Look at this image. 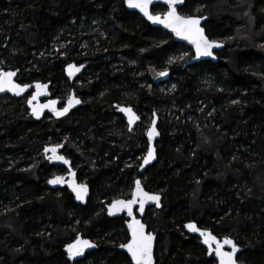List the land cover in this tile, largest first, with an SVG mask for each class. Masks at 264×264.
Returning <instances> with one entry per match:
<instances>
[{"label": "trees", "instance_id": "1", "mask_svg": "<svg viewBox=\"0 0 264 264\" xmlns=\"http://www.w3.org/2000/svg\"><path fill=\"white\" fill-rule=\"evenodd\" d=\"M178 12L207 16L206 36L224 43L216 63L171 62L180 53L191 57V50L120 0H0V70H19L22 84L49 82L51 97L63 101L60 87L72 86L64 66L86 64L77 79L83 106L59 120L34 121L24 98H0V264H70L62 247L78 233L97 248L73 264H130L117 249L128 239L124 220L103 210L128 198L132 173L138 177L136 166L122 168L136 135L114 104L133 108L140 126L160 105L186 114L189 104L195 116L196 123L176 117L167 127L158 121L156 162L142 176L146 191L162 195L161 209L143 217L156 236L155 264H213L183 232L188 221L233 238L242 263L264 264V0H183ZM164 69L177 78L167 96L152 91L168 79L159 80ZM201 74L215 87H200ZM67 140L77 147L66 158L85 171L84 206L65 189L46 187L51 172L64 174L63 168L37 162L43 147L64 148Z\"/></svg>", "mask_w": 264, "mask_h": 264}, {"label": "water", "instance_id": "2", "mask_svg": "<svg viewBox=\"0 0 264 264\" xmlns=\"http://www.w3.org/2000/svg\"><path fill=\"white\" fill-rule=\"evenodd\" d=\"M120 1L122 2L123 7H124V9L127 12H132V13L137 14L150 27L160 29L161 31L167 33L172 38V40L175 43L184 45L185 47L189 48L191 50L192 56H191V58L188 61L185 62V64H184L185 66H189V65H192V64H197V63H200V62H206V61H209V62H212V63H216L217 62L216 53H218L221 50H223V48H224V43L223 42L209 39L206 36L205 32H204L205 36L208 38L209 41H213V42H215L216 44H218L220 46L219 47H214L211 50L212 53H213L212 56H201V57H197L196 56V52H195V46L192 45L189 41H187L185 39H182L180 37H177L175 35V33H173L169 28L164 27L162 24H154V23H152L138 9L129 8L128 5H127V3H126V0H120ZM182 5H183V0H181V2L176 5L177 12H178V8H180ZM155 6H162L166 10H165L164 13H153L152 8L155 7ZM168 10H169V6L164 2V0H153L152 4L149 5V11L153 15H159V16L163 17L165 15V13L168 12ZM193 17L201 18L200 19V27L203 28V23L207 20V16H193ZM69 65L76 66V68H78L79 71H74V73L70 76L69 75V69H68V66ZM85 70H86V64L68 63L63 68V76H64V78L66 79V81L69 84H74L77 81V79L85 72ZM0 72H14L15 73V76L12 77L13 82L16 83V84H19L21 86H24V85H27L28 86L20 95H16L15 92L8 91L7 89H5V91L0 92V98L3 97V96H7L9 98H15V99H22L23 97H25V106H26V109L28 111V115L31 116V118L34 121H41L45 117H49V118H52L54 120H59V119L65 117L69 112L74 111V110H76V109H78V108H80V107L83 106V101L77 95H75L74 91H72V90L69 92L67 98L62 102V101H60V100H58L56 98L51 97V95H50L51 94L50 93L51 92L50 91L51 84L49 82L35 81V82L27 83V84H22V83H19L17 81V77L19 75V70H0ZM163 72H165L167 74L164 75V76H161V75L158 74V76L160 77V79H159L160 81H163L165 78L168 77L169 72L168 71H163ZM36 84L46 85L47 87L46 88L37 89L36 88ZM37 93H39V94H37ZM33 96H35V99H32ZM70 96H74L76 99H78L80 101V103L79 104H74L71 108H69L68 112L65 113L63 116H59V117L56 116L51 107H43L44 105H48L50 101L55 100V101H57V103L55 105V109L56 110H61V109H63L67 105V101H68V98ZM29 100L32 101L31 104H29ZM34 108H36V109L39 110V116L33 114V109ZM113 108H114L115 112L117 114H119L123 118V120L125 122V125H126V128H127V131H131L135 127V125H137L141 121L140 116L133 110V108H131L129 106H123V105L114 104L113 105ZM121 108H131L133 110V112L136 114V116L139 117V119L136 120L134 123H132L130 125L129 124L128 115L126 113L120 111ZM153 120H155L154 127H155L158 135L154 136L152 138V140L149 141L148 136H147V132H148V130L151 127H153ZM157 123H158V116L156 115L155 112H153L151 114L150 124L147 127L146 133L144 135V138H145L146 144H147L146 152H145L144 156L142 157V159L140 160L139 167L137 169V175H138V177H136L133 180V182H132V188H131V192H130L129 197L126 198V199H124V198L114 199L110 203L106 204L104 206V208H103L104 215L108 219H114V218H120V217H123L125 219V221H124V227H125V231L127 233L128 239L123 244H126L131 239V230L129 229L128 224L132 221L133 217L135 219L139 220L142 224H144L143 217L145 215V212L148 209H150V208H152L154 210H160L161 209V205H162V195L160 193L146 191L144 189L143 185H142V182H141V176H143V174L145 173V171L156 162V148H155V143L159 139V131L157 130ZM55 146H59L57 148L56 155L63 156L60 153V150H61V146L60 145H49V146H45L42 149V154H43L45 160L48 161V164L50 166L62 167L64 169L65 173L64 174H55L53 176H50L46 180V187L48 189H50V190H53V191L60 190V189H65L67 191V193L72 197L73 202H74L75 205L84 206L86 204L88 198H89V193H90L89 192V187H88L87 184L78 182V180L76 179V172L73 169V167L71 166V161L68 158H66L65 156H63L69 162L68 164H65L63 161H60V160L50 159V157H52L53 154L50 151L49 152H46L45 149L46 148H49L50 149V148L55 147ZM150 146L154 149V156H155V158L152 159V160H150V162L148 164H144L143 160H144V157L147 155V152H148V149H149ZM56 177H62L64 182L63 183H58V184H51V183H49L50 180H52V179H54ZM137 180L140 181V186H141V188H142V190L144 192L149 193V194L158 195L160 197L159 206L157 207V203L155 201L147 200L145 202L144 210L142 212L139 210V203H136V204H134L132 206L133 207V216H131V217L128 215L126 209H123L121 211L114 212L112 215H109V207H110V205L113 204L114 201H119V200L127 201L129 199H132V194H133V192L136 189V183L135 182ZM73 182H74V184L76 186H79L81 184L87 185L88 191H87V194L84 196V199L83 200H78L76 198V193L73 191V188L70 186ZM190 223L191 224H195L197 226V224L194 221H188V222H186V223L183 224V232L186 235H188V236L197 237L198 238L199 245L202 246L205 249L206 257L207 258H212L214 260L215 264H219V258L215 256V253L213 252L212 254H209L208 245H206V244L203 243L204 237H202L199 232H193L188 227H186V225H188ZM144 226H145V228H144L145 232L146 233H151L153 235V237H154L153 242H152V244H153V246H152V256H153V264H155L154 252H155V245H156V236H155V234L153 232L147 231V227H146L145 224H144ZM199 229L205 230L207 232H211L208 229H203V228H199ZM77 237H79L82 240H88V241H90L92 244L95 245V247L85 249L83 255H81V256H76V257L70 258L68 256V253H67V245L74 243L76 241ZM224 238H230V237H221V238H217V239L220 240L221 242H223ZM230 239L233 240V238H230ZM212 247L215 248V244L214 243H213ZM96 248H97V244L95 243V241L91 240L90 238L84 237L80 233H78V234H76L74 236V238L70 242H67V243L64 244V246L62 247V252H63V254L65 256L66 261H68L70 264H73L75 262H78V261L84 259L87 254H89L90 252L94 251ZM237 248H238V251H237V253L235 254V257H234L235 260H236V257L242 252V247L237 246ZM117 249L119 251H121L122 253H124L125 256L127 257V259L129 260L130 264H132L131 257L128 254L127 250L125 248H121L120 245L117 247ZM224 250L225 251H230L231 250L230 249V246L225 245L224 246ZM236 264H242V263H239L236 260Z\"/></svg>", "mask_w": 264, "mask_h": 264}, {"label": "snow or ice", "instance_id": "3", "mask_svg": "<svg viewBox=\"0 0 264 264\" xmlns=\"http://www.w3.org/2000/svg\"><path fill=\"white\" fill-rule=\"evenodd\" d=\"M153 0H126V3L129 8L138 9L143 15L154 24H162L164 27L169 28L177 37L189 41L192 45L195 46V52L197 57L201 56H212V49L214 47H219L220 45L216 44L213 41H209L204 34V29L200 27V19L193 16H181L176 9V5L181 2V0H164V2L169 6V10L163 17L159 15H153L149 11V5L152 4ZM82 67V66H81ZM69 75L71 76L74 71H79L78 68L74 65H69ZM167 73L161 72L159 75L164 76ZM15 76L14 72H0V92L8 91L15 92L16 95H20L28 86H21L13 82L12 77ZM46 85L36 84L37 89L46 88ZM39 94V93H37ZM32 99H35L33 96ZM29 100V104H31ZM57 101L52 100L48 105L43 107H51L56 116H63L68 112L74 104H79L80 101L74 96H70L67 101V105L61 109L56 110L55 105ZM120 111L126 113L129 118V124L131 125L136 120L139 119L138 116L133 112L131 108H121ZM33 114L39 116V110L34 108ZM155 120H153V127H151L147 136L149 141L156 135H158L155 127ZM55 146L52 148H46V152H52L53 156L50 159H56L63 161L65 164L69 162L60 155H56L57 148ZM154 149L150 146L147 152V155L144 157V164H148L150 160L154 159ZM62 177H56L49 181L51 184L63 183ZM136 189L132 194V199L127 201L119 200L114 201L109 207V215H112L114 212L121 211L123 209L127 210L128 215L133 216V205L139 203V210L142 212L144 210V205L147 200L155 201L157 207L159 206L160 197L158 195L149 194L142 190L140 186V181H136ZM73 188V191L76 193V198L78 200H83L84 196L87 194V185L76 186L74 182L70 185ZM129 229L131 230V239L126 244H121V248H125L128 254L131 257L132 264H153L152 256V242L153 235L151 233H146L144 224L139 220L133 217L132 221L128 224ZM191 231L199 232L203 239V243L208 245L209 254L215 253V256L219 258V264H236L235 254L238 251L236 243L230 238H224L223 242L217 239L215 235L211 232L199 229L195 224L186 225ZM213 243L215 248L212 247ZM230 246V251H225L224 246ZM95 247L88 240H82L77 237L76 241L72 244L67 245V253L70 258L81 256L84 253V250L87 248Z\"/></svg>", "mask_w": 264, "mask_h": 264}, {"label": "rangeland", "instance_id": "4", "mask_svg": "<svg viewBox=\"0 0 264 264\" xmlns=\"http://www.w3.org/2000/svg\"><path fill=\"white\" fill-rule=\"evenodd\" d=\"M165 10L166 9H164L163 12H165ZM163 12H161V13H163ZM91 24H92V26L93 25L96 26L97 22L94 21ZM96 30H97V27L93 29V32H95ZM59 46H60V44H59ZM53 51L56 52V49L54 48ZM190 58L191 57L188 56L186 53H180V54H177V56L174 55L173 57H171V62H173V63L174 62L184 63V62L188 61ZM163 71H168L169 72L170 70L169 69H164ZM87 73L88 72L86 71V73L84 75V78H88L89 76H91V74L87 75ZM167 78L168 79L165 82L155 85L152 88V91L154 90L157 95H162V96L171 95L176 90V80H177V78L175 76H169ZM152 80H153V78H152ZM197 82L199 83L200 87H202L203 89H206V90H208V88L212 89V87H215V85H216L214 78L209 76V75H206V74L198 75ZM80 85H81V82L79 80H77L74 84H72V86H69V87L68 86H61L60 87L61 91L65 92L64 100L67 98V96H68V94H69V92L71 90L74 91L75 95L78 96L77 87H79ZM24 100H25V98H24ZM187 105H188V106H186V108H188L187 109L188 112L186 113L187 115L184 114L182 109L177 110V107H175V105L174 106H169V108H165L162 105H160V107L155 110V113L158 116V121L161 120V122H163V126L165 125L166 127L172 121V119L176 118V117H179L181 119L184 117L185 119L188 120V122L196 123L195 116H194V114L192 113V110L189 107L190 105L189 104H187ZM210 114H211V112L208 115H210ZM150 120H151V115H148L143 121L145 123L143 126H140L139 125L140 122H139L137 125H135V127L131 131H127L129 133H133L134 136L135 135L136 136L133 139L134 144L133 145L130 144V149H127L126 152L124 153V155L122 156L121 163H122V168L123 169H125V168H127V169L131 168L132 169L134 166H136V170H134V173L135 172L137 173V168L139 167V164H137V161H140L142 159V157L144 156V154L146 152V148H147V144H146V140L144 138V135L146 133L147 127L150 124ZM157 130L159 131V133L161 132L158 128H157ZM199 130L200 129L197 127V131H199ZM167 131L169 132V130H167ZM141 136H143V138L145 140L146 148H145L143 153H140V152L138 153V149L140 148V140H139V138ZM76 147L77 146L74 144L73 141L67 140L65 142V144H64L63 151L65 153H66V151L67 152L70 151L71 154H73V153H76ZM39 157H40V159L37 162L45 161L46 164L48 163V161L45 160L42 152H41ZM36 159H38V158L35 157V158H33L32 161L36 162ZM72 167L76 171V179L78 180V182L86 184V182H85L86 181L85 180L86 177H85L84 174L82 175V173H85L84 169L82 168V163L80 161H77L76 163L73 164ZM77 172H79L78 176H80V179L77 176ZM64 173H65V171H64ZM54 174H59V173H57V171H52L51 172V176H53ZM131 177H132V180H134L136 178V176H134L133 173H132ZM141 182L143 184L142 176H141ZM156 193H159V192H156ZM151 210H153V209L151 208ZM75 232L76 231H74V234H76Z\"/></svg>", "mask_w": 264, "mask_h": 264}, {"label": "flooded vegetation", "instance_id": "5", "mask_svg": "<svg viewBox=\"0 0 264 264\" xmlns=\"http://www.w3.org/2000/svg\"><path fill=\"white\" fill-rule=\"evenodd\" d=\"M4 97V96H3ZM2 98V97H1ZM23 98H25V97H23ZM63 102V101H62ZM58 145H60L61 146V150H60V153L63 155V156H65L66 155V153L63 151V144H58ZM66 157V156H65ZM62 168V167H61ZM64 170V169H63ZM76 172V171H75ZM151 209V208H150ZM147 212V211H146ZM146 212H145V214H146ZM120 218H122L124 221H125V219L123 218V217H120ZM198 226V225H197ZM199 227V226H198ZM199 228H201V227H199ZM203 229H206V228H203ZM209 230V229H208ZM211 231V230H210ZM213 234V233H212ZM214 235V234H213ZM216 236V235H215ZM217 237V236H216ZM194 238H196L197 239V242H198V238L197 237H194ZM217 238H221V237H217ZM234 240V239H233ZM234 242L236 243V241L234 240ZM199 244V243H198ZM236 245L237 246H240V245H238L237 243H236ZM202 247V246H201ZM241 247V246H240ZM202 249L204 250V252H205V249L202 247ZM206 254V253H205ZM241 254V253H240ZM239 254V255H240ZM239 255L236 257V260H237V262H239V263H242L241 261H239ZM207 258V257H206ZM207 259H212V258H207ZM213 260V259H212ZM129 261V260H128ZM130 263V262H129ZM213 264H215V262H214V260H213ZM242 264H244V263H242Z\"/></svg>", "mask_w": 264, "mask_h": 264}]
</instances>
